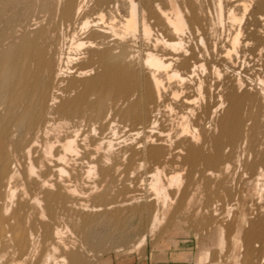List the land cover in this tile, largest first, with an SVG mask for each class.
<instances>
[{
  "label": "bare ground",
  "instance_id": "1",
  "mask_svg": "<svg viewBox=\"0 0 264 264\" xmlns=\"http://www.w3.org/2000/svg\"><path fill=\"white\" fill-rule=\"evenodd\" d=\"M165 1L168 10L155 2L144 12L136 0H37L30 12L19 8L5 21L0 31V264H66L69 254L56 255L58 246L68 251L62 230L47 229L52 242L44 243L50 250L39 257L32 220H55L57 212L76 203L79 207L71 209L82 215L77 226L88 229L92 220L84 215L88 204H80L81 198L108 196L124 162L133 169L151 165L150 201L159 210H149V197L145 205L137 203L141 189L132 190L137 183L131 179L132 188L121 191L123 199L103 204L104 210L134 205L140 215L150 212V235L171 211L180 220L173 223L179 232L191 223L204 229L205 243L184 258L189 264L224 259L238 264L240 256V264H252L256 244L264 249V150L253 149L256 130H264L262 110H256L264 78L255 73L261 86L256 91L248 90L245 76L228 80V73L238 72L232 51L239 34L228 48L208 45L198 1L183 0L180 6ZM233 6L243 12L249 7ZM228 9L224 13L235 21ZM139 32L150 43L142 58L131 46ZM186 34L194 37V47L185 44ZM243 56L241 66L264 67L261 59L255 64L256 56ZM172 82L178 89H170L167 103ZM90 95L98 96L97 104H89ZM127 138L132 144L114 153ZM175 165L186 170L185 176ZM182 179V198L173 209ZM86 183L91 184L86 192L78 190ZM187 218L192 222L186 224Z\"/></svg>",
  "mask_w": 264,
  "mask_h": 264
},
{
  "label": "rangeland",
  "instance_id": "2",
  "mask_svg": "<svg viewBox=\"0 0 264 264\" xmlns=\"http://www.w3.org/2000/svg\"><path fill=\"white\" fill-rule=\"evenodd\" d=\"M4 1L0 0V31L4 30L3 28L5 25V21H7L12 16V14L15 10L20 8V9L27 10V12H30L32 10V8H34V5L36 4L37 0H7V2H6V0H4ZM118 1L120 2V4H122L124 2V0H118ZM136 1H138L141 4V8H142V10L144 9L143 10L144 12L149 10V8H148L149 3L151 5L155 2L157 4L163 2L161 5L160 4L159 5L161 7L163 5V8H165L164 10H168V8H167L168 6H167L165 0H136ZM174 1H176L177 4L179 3L178 4L179 6L183 2V0H174ZM197 1H198V3L196 4L197 12H199V14H198L200 16L199 19L202 20V21L200 20L201 22L199 23L200 24L199 26L201 27V29L204 28L202 38L204 39V41L206 40L205 42H208V45L209 44L215 45L217 47V49L219 46H226V47L228 46L229 47V45L231 46V38L233 36H235L236 34H239L237 36L238 44L235 45V47L233 48V51H232L233 58L234 59L236 58L234 61H235V64H237L238 72H237V76L236 75H230L228 73V76H229L228 80L235 79L236 77L237 78L238 77L243 78L245 76V78L249 79V81H248V79L246 80V83H247L246 86L247 85L250 86V87L247 86L248 90L253 88L254 91H256L261 86H259V84H257L258 81L254 78V77H256L255 73L256 72L259 74L261 73L260 77L264 78V69H263L264 67H256V68H253L254 69L253 70L250 67L252 65V63L249 64L250 66L249 65L248 66H246V65L241 66L242 64H240V63H242L241 59H242L243 55H244L243 58L245 57V59H249L251 56L252 57L256 56V58H254L256 65H257V63H256L257 61H258V65H259V59L264 61V58H263L264 57L263 56L264 55V46L262 45V47H259V46H261V44L264 41V23H263L264 20L260 19L261 15L264 13V0H236V1H234V0H197ZM217 2H219V4ZM228 3L229 4L231 3V5L229 6ZM237 3H242L243 5H245V6L248 5L249 7L246 6V10L244 12L241 8H238V7L234 8L235 6L231 7L232 4L236 5ZM145 4H147V5H145ZM217 5H218V8L220 7L219 8L220 11H218L219 9H217ZM226 6L229 7V9L227 7L228 10H230V7H231L232 14L234 13V17L237 18V19H235V21H232V20L229 21L230 19L227 17V15L229 13L228 14H227V12L224 13L225 11H227ZM145 8H146V10H145ZM199 8H200V10H199ZM230 22H233V23H230ZM201 24H203V25H201ZM234 33H236V34H234ZM183 39H184L187 47H194L196 44L195 43L196 41L193 40L194 37L192 39V36L189 37V35H187V34L185 35V38H183ZM142 40H144V39L142 38V36L139 32L137 34L136 38L131 43L132 49L136 52V55L138 56V58H142L143 50L145 51V49H148L150 47V45H149L150 43L148 44V42H146L145 40L144 41H142ZM255 50H256V52H255ZM243 52L246 54H244ZM240 53L242 54V56ZM259 53L262 54V56L259 55ZM236 54H237V56H236ZM247 54H249V55H247ZM250 54H252V55L250 56ZM240 60H241V62H240ZM245 67L246 68L248 67L247 69L250 68L252 71L248 70L244 74L243 72H244V70H246ZM256 69H257V71H256ZM258 69H259V71H258ZM253 75H255V76H253ZM251 81H252V83H251ZM253 82L256 83V86H254L255 83L253 84ZM249 83H251V84L249 85ZM251 85H253V86L251 87ZM168 87H169V89H167V91L165 93V98H166L165 100L166 101L168 100L167 103L169 102V98H170V96H169V93L171 91L170 89L175 88L177 90L178 85H177V83L172 82ZM247 87H245L246 90H247ZM259 99L260 100H258L259 102H258V106H257L256 110H259V112H260V110H262L263 114L261 112H260V114H262L263 117H261V115L259 114L260 115L259 118L261 121L262 119H264V109H263L264 108V100H263L264 97H261ZM88 100H89V104H92V103L94 104V102H96L95 104H97V102L99 101L97 95H90ZM261 102H263V104ZM261 122H263V120ZM262 130H263V128H260L259 131H258V129L256 130V133H258V134H256L255 138H254L255 144L253 143L254 144L253 149H255V150H264V133H263L264 130H263V132H262ZM127 139H125V140L128 141V143L125 141L124 143H121L124 145H120L119 146L120 148L118 146H116L118 149L116 147H114L115 149L113 148L115 150L114 153L117 152L119 149L129 147L132 144V141L130 139H128V140ZM245 146H247V143ZM258 147H260V148H258ZM173 160H174V162L176 161V164L177 163L179 164V161H177V159L174 158ZM123 165H125V166H123ZM126 165H127L126 162H124L122 164L123 168L121 167V169L118 171V173L116 175V181H115L116 186L113 184L112 186H115L114 188L112 186H110L108 188V191H107L108 196H104L103 198H105V199L102 198L103 201H101L102 199H99L94 194L88 198H81L82 199L81 202L82 201L83 202L82 203L79 202L80 204L86 205V206L88 204V207H87L88 212L84 211L83 213H84V215L86 214V216L92 220V223L89 224L88 229H85L86 231L80 230V228H78L80 226H77V224L81 225L80 224V220H81L80 217L82 215L79 214L78 212H77L78 213L77 214L76 212H74V210L71 209V207L73 205L75 208L79 207L78 205H76V203L72 204V206L70 205L71 207L68 208L69 209L68 211L66 210L63 213L57 212L55 220H54V218L52 219L49 216L45 217L44 220H42V221L35 220L34 223L32 220L33 230L37 236L36 238L39 241V246H40L39 247V253H38L39 257H40V255L42 256L44 251L50 250L49 246H45L46 244L49 245L52 242L50 239V236H49V232H48L49 230H47V229L49 227L52 228V226L55 225L54 227H56V228L58 227V229L62 230V232H63V235H62L63 239L62 240L65 243L67 250H68V251H65L61 246H58V249H57L58 251H57L56 255H62V256L65 255L66 256L69 254L66 257L64 256L65 258H67L66 264H189L187 262V260H184V258L187 259L188 256H194L197 248L200 247L201 245H203V243H205V240H206V238H202L205 234V232H202V231H205V230L202 228H201V230H199L200 228H198V230H197V227L192 228V226H194L195 224L191 223L192 222L191 219L187 218L188 221L186 220V224L191 223L192 226L189 224L191 229L187 225L188 228L185 226V228L182 229L181 232H179L178 230L174 229L173 223L180 221V220H177V218L175 217V216H177V214H172L173 211H171V213H170L171 215L169 214L168 216H166L167 218L165 217V219L162 220L166 223L161 221V224H163V225L160 224L161 226L156 229L157 231H155V233L150 235L149 232H146L148 229V225L150 223L149 222L150 221L149 216H151L150 212H147L146 215L145 214L140 215L139 209H137V208L133 209L134 205L132 206V208H131V206H127V208L125 209L126 211L125 210L121 211L122 213L118 212V211L115 212L117 210V209L114 210L115 208H113L114 211L104 210L103 204H106L108 202L109 203L115 202L116 200L118 202V201H120L121 197H122L121 198V200H122L123 199V195H122L123 193L121 192L122 189H124L126 187L127 189L125 188L126 190L124 189L123 192L129 191V189L132 188L131 183H135V181L137 184H135V185L133 184L132 190L138 191L139 189H141V190H139V192H136V194H139L141 191L140 195H138L139 198H138L137 203L138 204L141 203L140 206L142 205V203H143V205H145V202H144L145 198L149 197L146 199V201H147L146 206H148V207L150 206L149 210L151 211V208H152V210H154V209L159 210L158 209L159 207L157 205L153 209V207L155 206L153 204L154 202L152 200L150 201L151 198L152 199L154 198L152 195L153 192L151 191L150 186H149V182H150V178L148 177L149 174H147V172L149 173L152 170L151 165L148 163H146V165H145V163H142L140 166H137L134 169L128 168V167H126ZM178 168H180V169H178ZM128 169H130V170H128ZM147 169H149V170L147 171ZM175 170H178L179 173H181V174L184 173L183 175L185 176L186 170L182 171L180 166L175 168ZM132 172H133V174H132ZM125 173H126V178L124 176ZM165 173L167 174V170L164 171V174ZM121 174H123V175H121ZM145 174H147V176ZM183 175H182V177L184 178ZM119 176H121V177H119ZM129 177H131V178H129ZM117 179H118V182H117ZM130 179H131V181L132 180L133 181L131 182ZM119 180L122 182L123 185L122 184L119 185V183H121ZM122 180H124V181H122ZM126 180H127V182H126ZM183 180L184 179H182V181ZM123 182H125L126 184ZM129 182H131V183H129ZM88 185H89V187H91L90 183H88ZM88 185H87V183L84 185H79L82 189L79 187L78 190H80L81 192H86L89 189ZM184 185L185 184L183 181V187L180 186L179 191H178L179 193L176 194V196L177 195H179V196L175 197L173 209H174V207L175 208L177 207L178 202H180V200L182 198L181 194H182V190L184 188ZM128 187H131V188H128ZM134 187H136V188H134ZM175 189L176 188L173 187L172 189L169 190V193L170 192L172 194L175 193L176 192ZM172 190H173V192H172ZM94 196H96V197H94ZM178 199H179V201H178ZM85 200L86 201L88 200L87 201L88 203H85L86 202ZM93 206L95 207V209L99 206L98 209L99 208L100 209L97 211L91 212L90 207H93ZM128 207H130L131 209H129ZM101 209H103V210H101ZM132 210H134V211H132ZM127 211L129 213L124 214ZM85 212H87V213H85ZM105 212H107V213L109 212V213L107 214ZM110 212H111V214H110ZM101 213H104V214H101ZM173 213H175V212H173ZM118 214L121 218L118 216ZM122 214H124V215L122 216ZM96 215H97V217H96ZM107 215H109L113 219H111ZM114 216L116 218H114ZM140 216H142V217L144 216L143 218H145V219H143ZM173 216L175 217V220H173L174 219ZM146 217H148V218H146ZM107 219L110 221H108ZM77 221H79V222H77ZM143 222H144V225H143ZM41 225H43V226L41 227ZM166 225L168 228L166 227ZM162 226H164V227H162ZM165 229H167V231ZM195 229L197 231H195ZM194 231L197 233V236L200 235L201 238H199L200 236L195 238V236H194L195 232ZM199 232H200V234H199ZM69 234H71V235H69ZM44 240L45 241L49 240V241H46V244H45ZM139 240H142V243H141L139 248H135L134 244L137 243ZM68 245H70V246H68ZM256 245L259 246L258 248L257 247L255 248L256 251L258 250V252L256 253V257L253 259L252 264H258V261L260 258L264 259V249L262 250L260 244H256ZM132 247H134V248H132ZM135 249H137V250H135ZM257 256L259 258H257ZM68 258L69 259L71 258V259L69 260ZM72 258L75 259V261ZM238 259H239L238 264H240L242 262L241 261L242 257L240 256ZM224 260L221 261L222 262L221 264H224Z\"/></svg>",
  "mask_w": 264,
  "mask_h": 264
}]
</instances>
